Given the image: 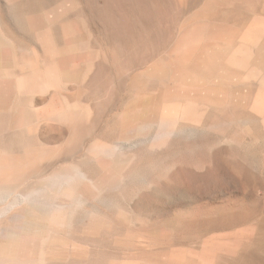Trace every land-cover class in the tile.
Here are the masks:
<instances>
[{"label": "bare ground", "instance_id": "1", "mask_svg": "<svg viewBox=\"0 0 264 264\" xmlns=\"http://www.w3.org/2000/svg\"><path fill=\"white\" fill-rule=\"evenodd\" d=\"M184 1L185 16L170 49V54L174 56L165 62H158L147 51L143 57V54L140 55L141 59L133 61L136 66L130 63L131 69L124 73L115 65L111 49L99 47L101 55H96L97 50H94L97 51L95 55L82 52L79 44L86 39L85 33L71 22L60 26L63 46L59 45V36L54 35L53 28L49 26L59 22L63 15L62 6L46 12L47 22L40 14L35 15L33 10L27 12L28 31L15 27L18 35L13 32L15 53L8 45V39L0 36V73L4 68L16 66L24 79V82L16 83V78L9 80L0 74V115L11 114L10 122L17 137L8 139V134L0 135V196H6L5 204L2 203L6 207L2 208L5 212L0 211V264H50L55 261L70 248L69 243L78 235L74 230L80 221L77 226L72 221L78 208L89 212L87 218L83 217L86 219L78 231L86 236L97 234L106 218L101 210L96 211L97 207L92 210L93 204L91 206L89 202L103 200V187L107 182L113 178H124L130 171V154L124 156L119 153L108 157L104 152L105 146L96 138H89L94 108L88 104L86 94L74 101L94 73L95 57L99 73L109 74L116 87L121 85L123 88L117 89L112 100L113 114L109 124L111 122L114 126L110 125L108 131L112 130L107 132L115 150L134 147L152 130L156 131L154 128L177 134L199 131L198 128L204 126V118L210 117L208 111L213 112L215 118H222L220 111L228 103L232 108L230 113L237 115L238 121L243 119L244 126H247V119H252L264 128V0ZM188 11L192 13L186 16ZM39 28L43 29L42 37L37 34ZM55 30L56 34L60 33ZM115 38L111 37V42L115 50L122 52L124 45L121 37L117 42ZM43 41L54 61L49 68L40 65L41 52L45 50L41 46ZM17 49L21 50V57L17 55ZM106 58L109 59L108 64ZM252 86L255 88L253 92ZM97 93L91 95L98 99ZM192 117L198 119L194 121ZM100 118L99 115L97 119L100 121ZM100 127L104 125L99 126V130ZM30 135L37 145L24 144L23 139ZM26 139L29 141L28 137ZM13 141H18L19 145L23 142L26 146L21 145L23 149L20 146L21 151H17L11 162L6 147L11 146ZM13 143V146H19ZM198 152H193L179 166L181 176L193 178L197 176L196 169H205L207 160L200 156L202 152ZM87 161H91L93 166L85 175L80 165ZM213 168L205 170L212 175ZM12 171V176H9ZM130 174L128 179L119 181H130L135 173ZM107 194L104 193L106 197ZM16 201L19 205L17 210L8 212V203L16 205ZM118 212L122 216V211Z\"/></svg>", "mask_w": 264, "mask_h": 264}, {"label": "rangeland", "instance_id": "2", "mask_svg": "<svg viewBox=\"0 0 264 264\" xmlns=\"http://www.w3.org/2000/svg\"><path fill=\"white\" fill-rule=\"evenodd\" d=\"M56 6H62L63 15L59 22L52 23L56 24L54 27L52 24L49 27L53 28L54 35L59 36L60 46H63L60 26L65 22H71L85 33L86 39L79 44L82 52L95 55L99 47L111 49L115 65L124 73L131 69L130 63L136 66L133 63L141 59L140 55L143 54V57L144 53H148L147 51H150V55H153L158 62H165L174 56L170 54V49L174 46L176 34L184 19L186 1L0 0V36L8 39V45L15 53L16 40L13 35L15 33L16 36L19 32L15 27L28 31L26 14L33 10L35 15L40 14L46 20V12H50ZM187 13L186 16H189L192 12ZM37 30V34H41L42 37L43 29ZM54 30L60 33L56 34ZM113 36L116 37V42L121 37L124 45L122 52L115 50L110 39ZM41 46L45 48V53L41 52L40 65L42 68H49L54 61L44 41L41 42ZM99 52L96 55H101ZM46 53L49 57L45 56ZM18 54L21 57L20 49H17ZM193 58L196 59V55ZM105 61L109 63L108 58ZM140 62L139 65L142 64ZM94 63L92 70L94 73L74 101L77 102L86 94L88 104H92L94 108L92 130L96 128L98 130L95 131L97 133L91 130L89 138L93 140L96 138L98 143L105 146L104 152L108 157H114L119 153L124 156L130 154L132 157L128 169L135 174L129 179L132 181L136 179L133 182L128 180L127 182L130 183L126 181L123 183V179L126 180L128 175H131V172L127 171L128 175L123 174L124 178H113L107 182L103 187V200L89 202V205L93 204L92 210H96L94 208L97 207L96 211L101 210L100 213L102 212L101 214L106 218L97 234L86 236L78 231L89 212L85 209H77L72 221L74 226L80 221L79 226L74 230L80 240L75 237L74 240L69 241L71 244L69 243L68 247L71 249L64 250L55 261L59 264H264V128L262 125L247 119V126H244L241 121L243 119L238 121L237 115L230 113L232 108L228 103L220 111L222 118L217 119L213 112L208 111L210 117L206 116L207 119L203 117L205 123L203 127L201 125L200 129L198 128L199 131L196 129L193 130L194 133L191 131V133L177 134L160 129L163 133L154 128L156 131L152 130L150 136L137 142L134 147L115 150L107 138V132L109 133L112 130L108 131L109 128L114 126L111 122L109 124L113 114L112 100L117 94V89L123 88L121 85L117 88L109 74L99 73L96 57ZM1 73L3 78L9 80L16 78V83L24 82L23 75L18 72L16 66L4 68ZM254 90L252 86V92ZM96 92H99L98 99L92 96L96 95ZM91 97L93 101H90ZM80 101L83 102V99ZM98 114L101 116L100 121L97 119ZM10 118L11 114L0 115V135L8 134V139L13 137L17 139ZM192 118L194 121L198 119ZM100 124L104 127H100L99 130V126H102ZM246 130L249 132H245ZM27 137L22 140L24 144L26 142L28 146L29 144L32 146V143L34 145L36 142L34 137L31 135ZM13 142L18 143V141ZM13 142L11 146L6 147L7 157L11 162L17 151L20 152L24 148L21 146L24 145L23 142L21 145L16 144L19 145L17 147L13 146ZM20 146L22 148L19 150ZM196 151L202 152L200 156L207 160H205V169L217 167L213 168L214 175L208 174L207 169L204 168L196 169L197 176L193 178L183 177L178 173L182 162ZM132 163L139 164L140 167L136 166L140 169ZM130 164L136 169L134 167L130 169L132 167ZM92 166L91 161H87L81 163L80 168L87 175ZM13 172L9 176H12ZM215 172L216 174L219 172L218 177ZM198 173L202 174L198 175ZM207 177L210 183L213 182L211 185ZM219 179L220 181H217ZM104 193H108L110 197H106ZM2 196H0L2 199L0 211L3 213L5 212L3 209L6 208L3 205L6 196L5 194ZM12 203H8V212L16 211L19 206L17 201L16 205ZM91 206L87 208L91 209ZM118 211H122V216H119ZM55 261H51L50 264L53 262L58 264Z\"/></svg>", "mask_w": 264, "mask_h": 264}]
</instances>
